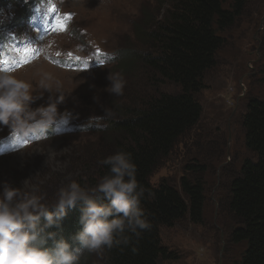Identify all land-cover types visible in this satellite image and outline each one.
<instances>
[{
    "label": "rangeland",
    "instance_id": "rangeland-1",
    "mask_svg": "<svg viewBox=\"0 0 264 264\" xmlns=\"http://www.w3.org/2000/svg\"><path fill=\"white\" fill-rule=\"evenodd\" d=\"M168 1L50 0L63 15L71 14L69 27L50 37L45 45V56L28 66L19 77L32 85L33 95L42 91L38 85L43 73L58 79L69 93L58 105V112L67 111L69 116L67 122H54L53 131L38 142L19 146L16 151L0 157V185L7 181L13 187H23V182L29 179L31 183H39L48 200H53L69 178L81 183V178L97 174L95 154L112 151L105 140L107 136H114L108 131V122L120 119L119 115L132 107L142 108V101L146 104L152 96H158L159 89L172 93L179 90L170 82L164 83V78L160 83L149 76L142 63L130 67L127 59L131 50L154 53L137 38V30L153 29L162 17L164 6L170 4ZM14 4L17 14L27 13L25 0H14ZM223 34L227 43L219 52L217 67L206 74L210 89L199 96L204 114L195 131L203 145L200 155L206 168L204 217L202 223H194L188 217L174 229L164 230V243H168L180 259L161 260L159 264H238L243 252L242 245L230 240L229 221L234 218L225 200L231 178L239 174L245 160L255 159L245 145L242 116L248 98L263 94L259 78L264 64V0H252L236 26ZM57 44L62 58L69 59L66 64L56 65L49 60L48 53ZM74 62L75 66L67 67ZM92 66L94 68L86 70ZM109 73L123 76L122 95L106 91L110 84ZM242 87L247 89L241 90ZM49 95L44 90L43 96L31 104L32 108L46 104ZM106 107H110L115 116L104 122L105 127L98 128L90 118L102 116ZM11 132L8 124L0 129L5 139ZM186 160L187 157L174 154L169 164L155 173L152 182L164 177H179ZM90 254L89 261L84 264H102V249Z\"/></svg>",
    "mask_w": 264,
    "mask_h": 264
},
{
    "label": "trees",
    "instance_id": "trees-1",
    "mask_svg": "<svg viewBox=\"0 0 264 264\" xmlns=\"http://www.w3.org/2000/svg\"><path fill=\"white\" fill-rule=\"evenodd\" d=\"M169 1L153 29L137 30V38L154 53L131 50L127 59L130 67L142 63L149 76L160 83L164 78V83L170 82L179 90L172 93L159 89L158 96H152L146 104L142 101V108L132 107L121 113L120 119L108 122V131L114 136L105 140L112 151L96 153L97 174L80 179L83 185H95L108 171V166L97 161L123 149L131 153L137 167L136 179L144 189L141 207L152 225L150 230L143 231L138 241L128 233L132 239L127 246L103 248L102 264L178 260L179 255L164 243V230L174 229L188 217L194 223H202L204 217L206 168L200 155L203 145L195 132L204 114L199 96L210 89L206 74L218 65L219 52L227 43L223 33L236 26L252 0ZM259 79L263 94L248 98L242 116L245 145L255 159L245 160L239 174L231 178L225 200L234 218L229 221L230 240L243 246L238 264H264V64ZM174 154L187 157L183 173L153 183L152 177L169 164ZM79 215L77 205L64 219L62 234L66 238L80 227ZM133 247L138 249L135 253ZM90 253H84L80 264L89 261Z\"/></svg>",
    "mask_w": 264,
    "mask_h": 264
},
{
    "label": "clouds",
    "instance_id": "clouds-1",
    "mask_svg": "<svg viewBox=\"0 0 264 264\" xmlns=\"http://www.w3.org/2000/svg\"><path fill=\"white\" fill-rule=\"evenodd\" d=\"M108 80L106 91L122 95L123 76L109 73ZM38 87L42 91L33 95L29 82L0 68V123L10 125L12 134L43 135L54 122H67L69 113L58 112V105L69 94L62 83L45 72ZM44 90L50 93L47 103L32 108ZM114 116V111L106 107L102 116H93L90 122L105 127L104 122ZM97 163L108 166V171L95 185H82L69 178L51 201L40 184L29 179L23 187H13L7 181L0 185V264H80L85 252L127 246L132 239L128 233L138 241L143 231L150 230L152 225L141 207L144 189L136 179L137 167L131 153L118 149ZM77 205L80 227L66 238L62 224ZM137 250L132 248L134 253Z\"/></svg>",
    "mask_w": 264,
    "mask_h": 264
},
{
    "label": "snow or ice",
    "instance_id": "snow-or-ice-1",
    "mask_svg": "<svg viewBox=\"0 0 264 264\" xmlns=\"http://www.w3.org/2000/svg\"><path fill=\"white\" fill-rule=\"evenodd\" d=\"M48 12H50L51 14H52V13H56V8H55V6L50 7V8L48 9ZM70 17H71V14H68L67 17H64V18H61V19H64V20L66 21V19H68V18H70ZM41 39H42V37H41ZM23 51H24L25 55H24V57H21L20 59H26L27 55L31 54L34 50H33V49L25 48V49H23ZM77 59H79V58H77ZM11 62H12L11 60H9V61H4V63H11ZM15 62H16V63H19L20 60L17 59Z\"/></svg>",
    "mask_w": 264,
    "mask_h": 264
},
{
    "label": "bare ground",
    "instance_id": "bare-ground-1",
    "mask_svg": "<svg viewBox=\"0 0 264 264\" xmlns=\"http://www.w3.org/2000/svg\"><path fill=\"white\" fill-rule=\"evenodd\" d=\"M90 69H92V68H90ZM89 70V69H88Z\"/></svg>",
    "mask_w": 264,
    "mask_h": 264
}]
</instances>
